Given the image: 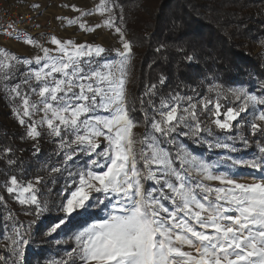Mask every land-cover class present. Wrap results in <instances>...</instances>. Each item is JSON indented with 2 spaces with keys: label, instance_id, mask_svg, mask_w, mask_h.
Segmentation results:
<instances>
[{
  "label": "snow or ice",
  "instance_id": "obj_1",
  "mask_svg": "<svg viewBox=\"0 0 264 264\" xmlns=\"http://www.w3.org/2000/svg\"><path fill=\"white\" fill-rule=\"evenodd\" d=\"M96 11L111 12L107 0H101ZM120 19L123 22L122 16ZM76 22L72 20L68 23ZM103 23L113 27L114 17H109ZM80 27L82 30H94L85 29L84 24H80ZM116 31L121 34L123 47V51L116 52L118 61H104L102 54L105 49L100 46L73 45L70 41L61 44L52 38L51 42L57 45L62 55L50 56L49 50L44 49V56L36 60L37 65L43 60V66L30 70L24 81L29 83L34 75L37 88L32 91H38L40 100L33 103L25 94L22 97V114L19 109H14L19 124L25 126L24 118H31L35 111L41 110L37 105H43L45 115L39 125L46 124L52 135L61 137L62 148L66 144L62 132L72 133L75 137L72 143L83 146L89 155L96 153L98 157L103 156L106 162L90 161L92 165L106 170L100 173L89 170L80 174L75 190L57 206V211L62 212L63 216L47 230L48 233L57 232L74 215H82L103 205L107 210L103 221L92 223L75 235L82 264H264V182L237 183L214 172L210 163L199 161L194 156L189 159L183 152L178 155L182 170H177L168 153L157 143L158 138L147 131L139 141L144 147L137 155L133 148L137 141L132 139L135 122L126 108L131 44L124 39L121 28ZM27 42L34 43L31 40ZM69 48L72 50L69 51ZM3 55L17 63L31 64V61L12 57L7 52ZM186 58L190 62L195 59L193 56ZM7 68L9 64L0 61V69ZM53 74H59L60 78ZM7 76L5 72V78ZM76 88H79V92L74 91ZM154 88L155 85H152L149 92ZM230 91L237 99L244 98L243 107L221 112V105L217 102L212 111L208 108L212 101H203V107L216 117L212 123L224 130L233 127L232 121H236L249 104H264V100L242 89ZM13 93L21 96L19 85L9 88V94ZM178 107V104L169 106L163 102L161 109L157 110L162 119L158 121L153 118L152 129L167 136L183 124L189 133L199 138V133L204 129L196 105L190 103L185 107L184 115H178ZM97 110L108 115H89ZM48 113H51V117ZM221 115L223 120L220 119ZM257 118L264 120V111ZM188 120L193 123H188ZM39 125L35 121L27 124V136L32 139L39 137ZM251 127L255 132L260 125L253 123ZM101 136L108 146L96 152L100 145L95 143V138ZM215 146L230 147L219 143ZM260 152L264 153V147L260 148ZM64 155L66 160H71L74 152ZM139 162H143V169L138 167ZM232 165L264 170V158L232 159ZM51 170L60 169L53 167ZM193 172L201 179L196 180ZM146 181H154L156 186L146 187ZM204 181H218L231 187H211ZM36 182L40 183V179L36 178ZM6 190L9 194L16 193L15 199L21 205H35L37 216L49 210L46 204L41 205L31 182L24 185L17 177L11 176ZM92 192L103 193L105 199L93 197ZM93 200L96 202L93 203ZM165 201L171 207L166 206ZM16 235L20 239L13 240L14 244H29V240L24 239L18 230ZM185 246L194 248L196 254L183 251ZM18 254L22 257L23 251Z\"/></svg>",
  "mask_w": 264,
  "mask_h": 264
},
{
  "label": "trees",
  "instance_id": "obj_2",
  "mask_svg": "<svg viewBox=\"0 0 264 264\" xmlns=\"http://www.w3.org/2000/svg\"><path fill=\"white\" fill-rule=\"evenodd\" d=\"M112 3L119 10L121 28L132 47L134 80L127 110L145 130L153 118L158 119L157 110L163 102L179 107V103L183 107L195 104L199 116L206 117L203 101L211 100L210 108L219 102L221 112L236 109L230 92L234 86L246 85L264 98V0H112ZM188 56L195 59L190 62ZM152 85L155 88L149 92ZM3 102L0 90V264H16L15 255L1 240L4 225L16 222L11 209L15 210L17 194H9L6 183L15 176L21 184L31 182L34 186L36 178L50 174L61 159L55 149L56 141L43 134L36 139L27 138ZM202 110L205 112L200 113ZM261 110L264 111V104ZM214 118L211 115L212 121ZM243 118L239 116L232 121L233 133L236 130L240 133L245 148L256 151L258 146L264 147L261 125L255 123L260 128L254 132ZM212 121L208 120L206 126L222 134V129H217ZM28 205L19 204L31 216L36 215V207ZM92 216L96 219L97 215L90 214L85 219L83 214L75 215L67 225L89 223ZM43 220L48 223L50 219L44 216ZM38 228L36 235H41L42 229ZM40 235L35 240L41 250L48 251L50 246H40L44 242ZM29 248H23L22 264L34 261L35 264L47 253L38 256L35 249L31 256Z\"/></svg>",
  "mask_w": 264,
  "mask_h": 264
},
{
  "label": "rangeland",
  "instance_id": "obj_3",
  "mask_svg": "<svg viewBox=\"0 0 264 264\" xmlns=\"http://www.w3.org/2000/svg\"><path fill=\"white\" fill-rule=\"evenodd\" d=\"M34 2L47 5L55 14L54 25L56 24L55 33L56 30L57 33L56 35L54 34L51 39L55 38L56 40L60 41L61 44L70 41L73 45L100 46L105 49V52L102 54L104 61L119 60L116 52L117 50L123 51L121 34L116 31L117 28H121L119 22L120 16L119 10L113 5L112 0H107V6L111 8V12L105 11L103 13L96 11L97 7L101 3V0H34ZM74 8L77 10H73ZM82 13L87 14L82 15ZM109 17H114L113 27H107L103 23L105 20H108ZM72 20H76L77 22L69 25L68 22ZM80 24H84L85 29L92 28L94 30H82ZM97 25L100 26L97 27ZM122 33L124 39L128 41L127 34L123 30ZM51 39L49 40L46 48L49 50V55H62L58 52L57 45L51 42ZM27 41L28 40H25L18 44L12 45L0 44V61L9 64V68L1 70L2 78L0 79V90L1 94L3 95V103L17 122L18 118L14 112V109H19L22 114V97L25 94L28 95L30 101L33 103L40 100L38 91L36 93H33L32 91L33 88H37V81L35 80L34 75L29 83H24V81L25 79H27V73H29L30 70H36L39 67L43 66V60H41L40 65H37L36 60L37 58H42L45 53L44 51H39L33 43L30 44ZM71 50L72 49L69 48V51ZM4 52L9 53L12 57L20 58L21 60H29L31 61V64L25 65L23 63H17L16 60L6 58L3 55ZM85 59L88 58L85 57ZM5 72L8 73L7 78H5ZM53 75H55L56 78H60L59 74ZM133 80L134 72L132 69L131 47V58L127 69L126 82L127 103L130 99V91L133 85ZM15 85H19L20 87L21 96L19 97H17L14 93L9 94V88ZM231 89H242L247 94L264 100L261 95L257 94V90H251L246 85L234 86L231 87ZM259 90H261V88H259ZM74 91L79 92V88L74 89ZM232 97L234 99L233 104L236 105L237 110L244 106L245 102L243 97L237 99V97L233 94ZM179 104L180 107H178V115H184L185 113L183 112V109L185 107H183L181 103ZM262 105L263 104H249L246 108V111L240 113V116L244 117L243 121L245 122L246 120L248 126L249 124L252 125L253 123H259L264 130V120H260L257 118L262 114ZM213 107L214 106L210 108V106H208V108L214 111L215 107ZM37 108L41 110L35 111L32 114L31 118H24L26 120L25 126H21L18 122L21 128L24 129L26 137L29 139L32 138L27 136V124L35 121L39 125V122L44 118L45 115V113L42 111L43 105H37ZM199 112L204 113L205 110ZM89 115L107 116L108 113H105L102 110H97L95 113H90ZM211 115V112L207 110L206 117L204 115L199 116L202 127L208 124V120L212 121ZM48 116L51 117V113H48ZM81 119H83V117H81ZM155 119L159 121L162 119V117L158 114V119ZM223 119L224 117L221 118V120ZM205 120L206 124L204 123ZM187 122L193 123L191 120H188ZM54 123L59 124L58 121H54ZM215 127L217 129H220L216 125ZM145 128L146 127H144L143 124H139L137 122H135V126L132 128V139L137 141V143L133 145V148L137 152V155H139L140 149L144 147V145L139 143V141L144 138L145 132L147 131L154 137L158 138L157 143L168 153L169 157L173 160V167L177 170H182V161L178 158V155L183 152L187 154L189 159L194 156L199 161L210 163L211 165H213L214 172L218 173L221 176H226L234 179L237 183L253 184L264 182V170H257L240 165H232V159L260 160L261 158H264V153L260 152V148L262 146H258L256 151L248 149V147L245 148L242 137H240V133L237 132V130L236 133H233L231 128L228 130L222 129V134L220 132L216 134V131H212L210 130L209 126H206L204 127V131L199 133V138H197V136H193L191 133H189V129L183 124L178 126L176 131L169 133L167 136L156 133L154 129H152L151 123H148L147 130H145ZM37 130L41 134L49 136L51 140L56 141L55 149L61 159L60 163L57 164V168L60 169L59 171H52L50 172V174H47L46 177L41 178L40 183H34V187L37 190L36 195L38 197V200L40 201L42 206L46 204L49 210L42 213V216L40 217L37 215L31 216L30 213L22 210V208H20L21 206H19L20 203L18 204L17 202L16 204H14L15 210L11 209V212L13 213L12 215L15 217L16 222L13 225H4L1 240L7 243L9 250L15 255L16 264H22L23 260L25 262L23 256L21 257L18 254L19 251H23L24 247H30L29 251L31 253V256L32 254H34L33 251H35V249V254H37L38 256L42 252H47L43 256H40L42 258H39L35 264H82L80 253L77 250L75 235L86 226L91 225L92 223H99L103 221V219L107 216V210L103 205L92 208L83 214L84 219L89 217L90 214L97 215L96 219L94 218L95 216H92V218L89 219V221H92L89 223L67 225V223H69V221L75 216L74 215L72 218L68 219L65 224L61 225L57 232L49 234L47 230L54 224L58 223L60 218L63 216L62 212L57 211V206L61 203L62 199L66 195H70V192L75 190V186L79 183L80 174L87 173L89 170L96 173H100L103 170H106V168L102 169L92 165L90 161L98 160L101 164H105V159L103 156L98 157L96 153H92L91 155H89L86 151L83 150V146L72 143V141L75 139L72 133L62 132V136L66 141L65 146L62 148L61 137L52 135L46 124L39 125ZM185 133L189 134L185 135ZM81 134H83V131L81 132ZM95 143L100 145V147L96 149V152H101L108 146V143L103 136L95 138ZM217 143L227 144L230 147L227 149L218 148L215 146ZM240 146H242L243 148ZM72 152H74L73 158L71 160H66L64 153ZM189 166L190 165H184V167ZM138 167L143 169V162H139ZM193 176L196 180L201 179V177L197 176L195 172H193ZM204 183L210 185L211 187H231L229 185H221L218 181H204ZM145 184L146 187L156 186L154 181H146ZM91 195L93 197L105 199L103 193L92 192ZM214 196L215 194H213V198ZM92 202L95 203L96 201L93 200ZM164 203L166 204V206L171 207V204H169L167 201H165ZM7 205L11 206V204L9 203H7ZM32 206L36 207L35 205ZM44 216L50 219L48 223L43 220ZM30 224L33 226L32 229L30 228ZM39 226L42 229V234L36 235V230ZM17 230L24 239L29 240V244L27 246H17L13 243V240L20 239V236L16 235ZM39 235L40 237H44V242L40 246H50V249L48 251L44 249L41 250L39 248L40 243L35 240V237ZM182 250L185 252H190L193 255L196 254L195 249L188 246H185Z\"/></svg>",
  "mask_w": 264,
  "mask_h": 264
},
{
  "label": "built area",
  "instance_id": "obj_4",
  "mask_svg": "<svg viewBox=\"0 0 264 264\" xmlns=\"http://www.w3.org/2000/svg\"><path fill=\"white\" fill-rule=\"evenodd\" d=\"M54 34L53 15L41 3L27 0H0L1 45L31 40L39 51H44Z\"/></svg>",
  "mask_w": 264,
  "mask_h": 264
},
{
  "label": "crops",
  "instance_id": "obj_5",
  "mask_svg": "<svg viewBox=\"0 0 264 264\" xmlns=\"http://www.w3.org/2000/svg\"><path fill=\"white\" fill-rule=\"evenodd\" d=\"M30 2H33V3H36V2H34V0L33 1H31V0H29ZM42 4V3H41ZM43 5V4H42ZM43 6H45L46 8H48L49 10H50V8L47 6V5H43ZM51 11V13H52V15H53V21H54V16H55V14H54V12L52 11V10H50ZM54 23H55V21H54ZM56 25V24H55ZM56 28V27H55ZM56 33H57V30H56ZM56 33H55V35H56Z\"/></svg>",
  "mask_w": 264,
  "mask_h": 264
},
{
  "label": "bare ground",
  "instance_id": "obj_6",
  "mask_svg": "<svg viewBox=\"0 0 264 264\" xmlns=\"http://www.w3.org/2000/svg\"><path fill=\"white\" fill-rule=\"evenodd\" d=\"M55 26V25H54Z\"/></svg>",
  "mask_w": 264,
  "mask_h": 264
}]
</instances>
